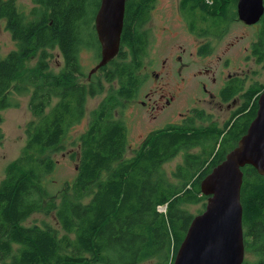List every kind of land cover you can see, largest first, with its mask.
Masks as SVG:
<instances>
[{
	"label": "trees",
	"instance_id": "trees-1",
	"mask_svg": "<svg viewBox=\"0 0 264 264\" xmlns=\"http://www.w3.org/2000/svg\"><path fill=\"white\" fill-rule=\"evenodd\" d=\"M186 1L188 15L203 9L198 0ZM236 1L224 0L220 9H203L206 29L220 30ZM35 2L29 14L16 0H0V19L6 20L18 42L16 50L0 58V109L18 105L12 101L15 89L28 91L35 116L27 125L25 147L9 164L0 184L1 264H141L154 257L159 258L155 264H173L194 218L183 205L208 199L201 191V181L247 132L264 84L246 95V106L234 112L224 128L217 122L203 127L194 121L181 128L167 125L149 133L127 157L129 128L113 111L124 107L122 98L133 100L144 81L137 70L148 53L143 25L149 20L153 0H127L120 51L88 76L86 83L79 81L86 76L81 54L97 49L100 58L102 55L95 26L102 0ZM54 49L60 50L65 61L59 73L52 72L49 64ZM203 51L208 53L209 46ZM253 54L264 68V28ZM32 56L38 59L24 76L28 86H14ZM114 81L120 90L110 93L92 113L87 128L72 139L76 148L70 155L77 162V171L72 182L64 183V198L56 211L65 233L48 224L23 225L43 208L46 199L58 197L48 184V176L58 167L52 152L65 150L70 130L85 117L88 97L99 95L105 82ZM238 89L235 84L228 87L224 99ZM197 118L211 119L203 112ZM192 148L197 152H191ZM182 151L184 162L174 172L182 183L173 184L163 165ZM243 171V264H264V175L252 165ZM163 205L165 211L160 210Z\"/></svg>",
	"mask_w": 264,
	"mask_h": 264
},
{
	"label": "rangeland",
	"instance_id": "rangeland-1",
	"mask_svg": "<svg viewBox=\"0 0 264 264\" xmlns=\"http://www.w3.org/2000/svg\"><path fill=\"white\" fill-rule=\"evenodd\" d=\"M16 1L20 9L29 14L37 5L35 0ZM180 1L156 0L153 2L156 5L151 9L149 20L143 25V30L147 32L149 39L148 53L141 59L143 65L137 70L144 81L133 100L126 101L122 98L124 107H117L113 111L114 117L125 121L129 128L127 157L134 154L135 149L141 145L149 133L162 129L170 123L182 122L189 113L194 114L193 110L196 109H204L211 118L208 120L196 118L194 120L196 126H209L211 122H217L224 128L226 122L245 101L242 98L236 107L232 101L223 103L220 100L219 90L229 75L245 79L247 89L264 84V68L258 63L251 49L252 42L257 40L255 29L257 25L246 26L242 21H235L225 29L220 39L203 35V37H197L196 34L191 33L187 22L182 17ZM203 44H209L212 51L205 57L199 56L196 51L198 46ZM17 48L18 42L8 29L6 20L0 19V58ZM50 51L52 53L49 61L50 68L52 72L59 73L65 65L63 55L59 49ZM101 58L97 49L83 51L81 62L86 76L80 78V82L86 83L88 76L91 78L97 73L99 69L90 76ZM37 59V56H32L26 61L21 77L15 81L14 86L18 84L23 87L28 86L24 76L36 66ZM156 72L160 74L158 78L155 76ZM201 82L207 84L208 91L203 92L204 87ZM120 88L118 81L105 82V87L99 95L88 97L85 117L70 130V139L65 150L52 152L54 158L58 159V167L48 176V180L52 182L48 184L51 193L58 197L46 199L43 208L30 215L23 221V225L43 227L48 224L60 228V232L65 233L57 219L56 211L61 207L64 198L63 193L61 194L64 183L72 182L77 171V162L70 155L76 148L72 145V139L87 128L92 113L110 93L119 91ZM156 89L159 90L158 94L154 92ZM162 89L166 91L167 96H178L174 106L169 107L165 112L152 107L154 105L152 98L160 99ZM26 92L15 89L12 101L17 102L18 105L0 109V184L6 176L9 164L21 154L25 147L28 140L27 125L35 119L29 107L30 95L28 91ZM143 101H146L147 105H144ZM197 150L192 148L190 151L197 152ZM184 156V151L179 152L163 165L168 181L173 184L182 183V179L174 176V172L179 165L183 164ZM205 204L207 200L185 204L183 207L196 216L205 210ZM52 205H56L57 208L53 209ZM160 210L165 211L166 205L160 206ZM158 261L159 258L154 257L141 264H155Z\"/></svg>",
	"mask_w": 264,
	"mask_h": 264
},
{
	"label": "water",
	"instance_id": "water-1",
	"mask_svg": "<svg viewBox=\"0 0 264 264\" xmlns=\"http://www.w3.org/2000/svg\"><path fill=\"white\" fill-rule=\"evenodd\" d=\"M127 0H102L96 30L102 58L90 76L119 53ZM263 0H239L240 19L259 21ZM252 165L264 175V90L256 117L237 145L201 181L208 197L205 210L194 216L173 264H243L246 257L241 190L243 167Z\"/></svg>",
	"mask_w": 264,
	"mask_h": 264
},
{
	"label": "flooded vegetation",
	"instance_id": "flooded-vegetation-1",
	"mask_svg": "<svg viewBox=\"0 0 264 264\" xmlns=\"http://www.w3.org/2000/svg\"><path fill=\"white\" fill-rule=\"evenodd\" d=\"M156 0H153V2H155ZM200 2V7H202L203 9H213L214 7H218L220 9V7H222V5L224 4V0H198ZM151 2L152 7L154 8V6L156 5L155 3ZM186 0H181L180 1V10H181V14L183 19H185V21L187 22V26L188 29L191 31V33H194L197 35V37H203L206 36L208 38H221L224 35V31L227 28L224 27V25H226L230 20L232 21L233 19H235V21H242L244 22V24L246 26H254L257 25L255 27L256 29V37L257 40L255 42H252L251 44V49L253 52V47L254 44L257 43L259 41L260 35L263 31L264 28V13L263 15L260 17L259 21L254 23V24H248L245 21H243L242 19H240V15H239V0H237L233 5L232 8L230 10V12L228 13V15L226 16V18L223 21V26L220 28V30L214 32V31H210L207 28V24L205 23L206 21H204L205 16H207L206 14L204 15L203 13V9L201 10V12L199 10H197V15H188L184 9V4L186 3ZM264 3V0H263ZM127 5V2H126ZM212 19V18H211ZM234 21V22H235ZM203 35V36H202ZM208 45L210 51L208 53H206V51H203V48ZM197 54L201 57H205L206 55L211 54V46L209 44H203V45H199L197 48ZM252 56V53H251ZM155 76L158 78L160 76L159 72L155 73ZM215 79V78H214ZM236 85L238 89V91L228 100L224 99V91L229 87H231L232 85ZM246 80L241 78V77H235L232 75H229V77L226 79L224 85L222 86V88L219 90V97L220 100L224 103H229V102H233L234 105H236L237 107V103L241 101V99H245V101L243 102V104L241 106L238 107V109H241L244 105L246 106L247 102L249 101L247 98V94H249V92L252 90V88L247 89L246 88ZM201 85H203L204 87V91H208L207 89V84L205 82H201ZM163 90V89H162ZM159 90H155V94H158ZM166 91L163 90V92L161 93V97L159 98H152L154 105H152L153 108H157L158 111H162L165 112L166 110H168L169 107H173L174 103L176 102V98L178 97L177 95H171V96H167V94H165ZM213 93V92H212ZM211 93V94H212ZM212 96H214L212 94ZM151 99V100H152ZM162 101V103H160ZM144 105H147L146 101L142 102ZM237 109V110H238ZM236 111V110H235ZM248 109H246L245 112H247ZM203 112L205 115H208V113L204 110H193L194 114L189 113V115H187L184 120L180 123H170L168 125H177L179 126V128L183 127V125L187 124V123H192V121H194L197 118V114ZM209 116V115H208ZM199 119V118H197Z\"/></svg>",
	"mask_w": 264,
	"mask_h": 264
}]
</instances>
